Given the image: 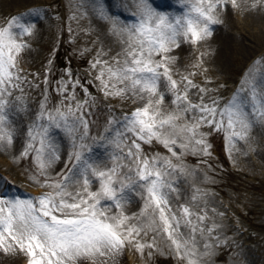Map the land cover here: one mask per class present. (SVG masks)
<instances>
[{"label": "snow or ice", "instance_id": "snow-or-ice-1", "mask_svg": "<svg viewBox=\"0 0 264 264\" xmlns=\"http://www.w3.org/2000/svg\"><path fill=\"white\" fill-rule=\"evenodd\" d=\"M92 2L96 4L97 0ZM132 3L135 12H131L125 0H113L115 7L129 11L136 19L131 25L119 27V17H113L112 30L127 36L124 59H117L111 65L97 59L91 66H100L96 79L100 81L101 91L106 97L131 96L146 102L122 120H110L109 127L99 139L89 142V121L85 116L88 108L93 106L90 94L84 88V101L73 104L76 94L74 91L67 94L68 85L75 89L80 86L79 81H61L58 91L65 95L67 103L62 100L54 111H49L45 96L39 113L28 128L25 148L16 158L34 153L37 168L29 179L36 183L43 180L42 186L52 191L34 199L0 197V251L24 253L28 264H74L79 258L116 256L127 244H134L135 250L142 253L145 247L154 245L140 243L137 237L155 228L171 240L179 256L180 249L187 244V241L182 244L175 238L181 225L189 227L193 233L197 227L189 207L181 205L177 215L169 202L170 194L176 189L168 177L179 168L172 157L180 159L173 149L177 146L187 149L188 144L194 141L196 145L204 146L203 152L207 155L208 147L203 135L196 139L201 126L224 132L226 140L232 144L246 139L248 130L264 118V94L257 90L258 84H264V72L253 74L250 67L249 73L245 74L246 79L241 82L244 87L237 89L221 107L217 99L204 103V95L207 94L204 88L199 89L202 94L200 102L193 103L188 93L198 86L189 76L173 79L169 66L175 58L168 54L180 46L179 42L195 45L212 35L213 26L221 23L214 12L218 7L226 8L228 0H179L182 5L179 14L161 11L153 6L151 0H132ZM231 3L233 7H239L236 0H231ZM98 14L101 19L108 17L106 8ZM41 15L40 6H33L14 14L0 25V145L13 142L15 129L7 127L11 111L8 98L14 89L22 91L23 78L17 57L30 47L18 37L33 35L39 21L27 17ZM156 56L160 59L156 60ZM260 63L256 60L253 66ZM249 76L251 80L247 79ZM169 94L177 111L163 115L161 106ZM22 99L16 97L17 102ZM188 114H194L191 121L180 124L181 118ZM116 124H123V131L110 139ZM54 128L63 129L70 138L71 151L68 152L65 170L52 182L46 171L60 159L59 149L51 140ZM185 133L188 134V142L177 145V140L183 139ZM129 134L132 137L130 145L124 142ZM153 142L162 144L171 156L149 158L144 155L141 145ZM109 146L117 150L110 154L113 165L99 169L94 166L98 159L94 151L97 147L107 150ZM123 148L127 150L123 151ZM179 170L184 171L183 168ZM97 182L99 188L90 191V185ZM76 183L80 184L79 190H67ZM136 189L141 191L144 200L139 217H136L147 219L143 226L129 224L133 218L123 212L124 204ZM103 202L119 209L117 214L108 215L106 210H102ZM204 219L202 215L197 216L200 222ZM189 264L193 262L189 261Z\"/></svg>", "mask_w": 264, "mask_h": 264}, {"label": "rangeland", "instance_id": "rangeland-1", "mask_svg": "<svg viewBox=\"0 0 264 264\" xmlns=\"http://www.w3.org/2000/svg\"><path fill=\"white\" fill-rule=\"evenodd\" d=\"M97 1L102 4H106V1L113 2V0ZM158 1L151 0L153 6L161 11L172 14L173 11L181 12L182 5L179 0H173V6L171 5L172 0L166 4L163 0ZM88 4L89 0H17L14 3L0 4V25L5 24L14 14L25 12L26 9L33 6H40L42 13L38 17H27L29 20L39 21L34 34L30 37H18L29 44L30 47L27 49L31 54L25 56L22 51L17 57L21 70L20 75L23 78L20 85L22 91L14 89L12 96L8 98L11 104L9 117L12 115L16 117L25 138L24 145L27 143L28 128L39 113L41 102L45 96H47L49 111H54L62 100L67 103L65 95L58 91L61 81H79L80 86L75 89L71 84L68 85L67 94H71L73 91L76 94V101H73V104L77 101H84V88L90 94L89 99L93 106L88 108L85 116L89 121V142L91 139H99L109 127L110 120L120 121L124 113L134 105L131 98L106 97L101 91L100 81L96 79L100 72V66L93 68L92 63L99 59L111 65L117 59L122 61L123 53L109 49L106 51L99 44L96 31L91 25V12L87 8ZM107 10L110 15L119 17L120 20L123 19L121 15L113 14L110 8ZM122 11L129 13L123 8ZM131 12L135 11L131 9ZM244 15L240 12H233L232 19L234 22H242ZM239 30L244 32L240 27ZM247 41L246 38L245 42ZM252 47L251 50L249 48L250 53L245 57L234 54L228 60L227 68L221 74H214L210 67L203 63L198 64L196 59H187L181 68H171L173 79L179 80L182 76H189L192 82L198 86L188 93L189 99L193 103L200 102L202 94L199 89L204 88L207 90V94L204 95V103L207 104L212 99H217L222 107L228 101L226 96L231 91L232 84L236 89L244 87L241 82L246 79L245 74L249 73L250 67L253 74L264 72V42L253 44ZM256 60H260L261 63L253 66V62ZM225 72L226 77L223 76ZM247 79L251 80V76ZM263 85H257V90L261 94H264ZM181 91H183V87H181ZM16 97H23V99L17 102ZM193 115L188 114L182 117L179 123L190 122ZM121 126L123 125L113 126L112 132H114L113 136L109 137L110 139L114 138V134L117 132L123 131V128H120L115 133V129ZM200 134L204 137L208 154L203 152V145H196L194 141L188 144L187 149L175 147L173 150L177 152L180 159L172 157L173 162L184 171H180L178 168L168 177L170 181L175 180L185 188L183 189L186 193L185 201L181 200L182 198L178 199L175 192L171 195L175 197L176 203L181 201L182 205L190 208L193 213V223L198 224L199 228L203 230L202 235L200 229L193 233L194 244L201 239L210 237L213 239L211 255H214L220 249H228L231 240L233 241L234 248L227 251L222 258L208 257L206 264H264V118H261L254 127L248 130L246 139L235 141L232 144L228 143L224 132L211 129L207 125L201 126L196 139L200 138ZM131 139L129 134L124 142L130 145ZM51 140L59 149L64 164L61 171L57 173L47 169V177L55 182L65 170L68 152L71 151V148L70 138L63 129H52ZM186 142H188L187 133L184 134L183 139L177 140V145ZM4 146V144L0 145V177H3L2 181H5L6 185L15 182L18 189L16 198L33 199L35 194L39 197L41 194L52 191L50 188L42 186L43 180L36 183L29 179V176L36 173L37 168L34 153L16 159L19 155L7 156ZM141 146L144 155L149 158L157 155L171 156L162 144L153 142ZM122 150L126 151L127 149L123 148ZM114 151H117L114 146H109L107 150L97 147L94 156L98 159L94 166L99 165L97 161L102 159L105 160L104 168L112 167L113 160L110 158V154ZM124 162L127 163V161ZM69 187L68 191H70ZM134 192H137L140 202H137L134 210L126 216L133 218L130 219L129 224L143 226L147 223V219H136V217H139L144 200L139 189ZM193 196H196L197 199L193 200ZM11 197L7 199H14ZM105 203L101 204L102 210ZM176 206L180 207L178 204ZM201 215L205 217L203 222L197 220V216ZM209 228L213 234L207 230ZM137 240L140 243L152 244L154 247H145L141 253L135 250L134 244H127L123 251L117 255L120 264H176V258H180L184 264H189V261L195 264L193 250L180 249L178 256L177 250L159 228L148 231L146 235L142 232ZM205 246L206 243L202 240V247ZM215 246L222 248L217 249ZM106 258L100 257L101 261H105ZM83 260H85L84 263L88 261L89 264H99L97 259L96 262L91 258ZM22 262L28 264V258L24 253L0 251V264H21Z\"/></svg>", "mask_w": 264, "mask_h": 264}, {"label": "bare ground", "instance_id": "bare-ground-1", "mask_svg": "<svg viewBox=\"0 0 264 264\" xmlns=\"http://www.w3.org/2000/svg\"><path fill=\"white\" fill-rule=\"evenodd\" d=\"M17 0H0V4H4V2L14 3ZM24 1V0H23ZM26 1V0H25ZM158 1V0H157ZM171 0H163V2H170ZM160 2V1H158ZM173 2V0L171 1ZM106 4H102L97 1L96 4L92 2V0H89V4L87 8L91 12V25L96 31L97 34V40L99 41V44L108 51H121L123 53V59L125 55V50L127 48V36H121L118 32H115L112 30L113 25V17L109 14L107 9L116 10L115 8H118L122 10L120 7H115L113 2L106 1ZM125 3L129 5V8L133 11H136L134 4L132 3V0H125ZM236 3L239 5L238 8H235L232 6L231 0H228L227 7H218L214 15L221 21V23L214 25L212 28V35L206 38L203 41H200L199 43L193 45L191 43H184L179 42L180 46L178 48H173V50L168 54L171 57L175 58V61L170 64V68L179 69L182 67L185 61L187 59H196L198 64H204L207 67H210L213 70V73L221 74L225 71L227 68V62L234 54H239L242 57L247 56L251 50L253 44H257L264 42V0H236ZM114 7V8H113ZM107 11L108 17L105 19H101L99 17L98 12L101 10ZM233 12H240L242 14H245L242 22H234L232 19ZM174 14H179L178 12H174ZM133 24V21L127 22L125 20L118 21L119 27H124L125 25H131ZM242 28L244 32L239 30ZM239 30V31H237ZM245 36H244V35ZM244 36V37H243ZM30 37V36H26ZM243 37V38H242ZM247 38V42H245ZM109 53V52H108ZM23 54L25 56H29L31 53L29 49H24ZM156 60H159L160 57L156 56ZM186 63V62H185ZM226 77V72L223 75ZM234 85V84H232ZM264 86V85H263ZM163 86L161 87V91H163ZM128 98H131L135 105H138L139 107L143 106V103L146 101H138L131 96ZM171 95H168L165 97L164 103L161 106V111L163 115H167L170 112L177 111L176 107L171 103ZM10 118V123L7 125L8 128L15 129V134L13 138L12 144H4V150L7 151V156H16L20 155V153L25 148V138L22 135L23 132H21L18 122L16 120V117L12 115ZM168 130L166 129L165 132ZM54 146V142H52ZM60 155V153H58ZM97 163L99 165H96L99 169L102 167L104 168L105 160H98ZM64 164L63 161L60 159L56 161L50 168H48V171L52 172H60L63 168ZM0 185V197H4V192L9 189L7 188V185L3 181H1ZM176 189L175 193L178 197V199L182 198L181 200L185 201V195L183 189H185L181 184L176 183L173 185ZM80 184H72L69 189L71 192H76L79 190ZM99 188V183H94L90 185L89 190L90 191H96ZM10 190V189H9ZM8 190V191H9ZM140 202L139 197L137 196V193L134 191L131 193L130 200L124 204L123 206V212L125 215L129 214L132 210L135 208V204ZM170 205L174 212L177 213V215L180 214V207H177L176 204L182 205V202H178L175 200V197H173L170 194L169 198ZM103 210L107 211L108 215H115L119 211V209H116L115 207H109L108 204L103 205ZM219 217V216H217ZM224 220V219H223ZM197 231L200 229V233L202 235V228H199V225L196 224ZM210 229V228H209ZM207 229V230H209ZM206 230V231H207ZM210 234H213L212 230ZM178 239L182 244H184L185 241H187V244L184 245L183 248H181L184 251H191L193 250V260L195 264H206V260L208 257H212V259H219L222 258V256L229 251L230 249L234 248V243L231 240L230 246L228 249H220L217 254L211 255V248L213 246V239L210 237H207L205 239H201L199 242L194 244L195 240L193 238V232L189 227L181 225L179 229V234L175 237ZM169 240V239H168ZM202 240L206 243L205 247H202ZM172 244L171 240H169ZM175 248V246H174ZM215 248H222L220 246ZM176 249V248H175ZM116 256H109L106 258L105 261H101L100 257H96L93 259L94 262H96V259L99 264H120L118 262ZM84 259V258H83ZM82 258H79L77 261L74 262V264H86L88 263L84 261ZM249 259H251L249 257ZM248 259V260H249ZM106 262V263H105ZM176 264H184L180 258H176L175 260Z\"/></svg>", "mask_w": 264, "mask_h": 264}]
</instances>
